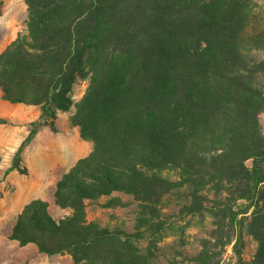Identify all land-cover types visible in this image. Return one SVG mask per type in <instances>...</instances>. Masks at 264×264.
I'll return each instance as SVG.
<instances>
[{"label":"trees","instance_id":"1","mask_svg":"<svg viewBox=\"0 0 264 264\" xmlns=\"http://www.w3.org/2000/svg\"><path fill=\"white\" fill-rule=\"evenodd\" d=\"M259 1L24 0L26 34L0 51V96L38 106L39 118L8 170L71 106L92 149L56 182L53 202L69 214L56 219L32 199L8 239L72 264H158L171 217L210 214L214 243L204 239L189 264H216L233 240L237 264H264ZM78 80L87 85L73 103ZM120 195L134 204L131 230L87 219V202L127 206ZM243 232L256 242L247 263Z\"/></svg>","mask_w":264,"mask_h":264},{"label":"rangeland","instance_id":"2","mask_svg":"<svg viewBox=\"0 0 264 264\" xmlns=\"http://www.w3.org/2000/svg\"><path fill=\"white\" fill-rule=\"evenodd\" d=\"M257 13L258 21L264 22V1L258 2ZM26 21L24 0H0V51L17 36L26 34ZM86 85L82 80L74 84L73 103L82 96ZM72 110L73 106L68 112H58L54 129L48 126L39 128L20 154V170L9 171L18 146L33 127L31 123L39 118V107L9 103L0 96V264H72L66 253L47 255L39 252L32 243L20 246L17 241L8 239L17 214L32 199L47 201L48 210L56 219L70 212L58 208L53 202L56 182L77 159L92 149V143L81 139L78 128L71 125L69 116ZM260 123L264 132V112L260 115ZM120 197L127 206L103 207L106 197L87 202V219L131 230L134 204L129 196ZM175 217L170 218L171 222L175 221L174 230L168 232L159 244L161 256L158 264H189L187 257L201 249L204 239H211L214 243L210 235L215 225L210 214L183 220ZM243 240L242 259L247 263L256 242L246 232H243ZM233 243L234 240L216 248L219 252L216 264H237Z\"/></svg>","mask_w":264,"mask_h":264}]
</instances>
